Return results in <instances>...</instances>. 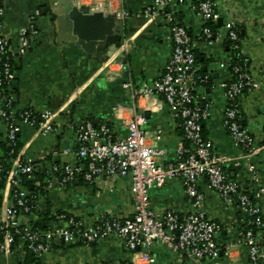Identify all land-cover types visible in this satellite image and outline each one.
I'll return each mask as SVG.
<instances>
[{"label":"crops","instance_id":"1","mask_svg":"<svg viewBox=\"0 0 264 264\" xmlns=\"http://www.w3.org/2000/svg\"><path fill=\"white\" fill-rule=\"evenodd\" d=\"M152 0H78L91 6V10H102L119 17L120 33L108 37L106 43L97 44L94 52H88L70 40H59L50 15L51 0H0L3 9L4 32L16 45L17 30L28 23L35 10L38 32L31 39L26 54L13 60L15 71L11 84V97L16 110L31 109L34 112L46 109L55 112L52 123L55 130L41 135L35 128L23 126L19 137L22 142L21 157H31L36 171H43L52 162H72L71 153L76 146L74 125L85 119L106 123L115 138H124L127 131L122 117L129 118V107L133 100L122 83L129 82L135 88L143 83L150 85L158 78L170 55L172 42L167 26L161 18L148 19L139 15ZM199 0H170V9L190 35L200 30L201 21L195 6ZM217 19L214 24L222 35L229 27L241 34V50L248 59L249 73L255 86L240 98V123L250 133L256 146L264 143V0H214ZM43 11H45L43 13ZM198 72L207 77L206 83L196 85L193 91L199 104L208 109L202 120V133L212 141V151L224 156V168L230 178L242 189L253 190L251 174L247 169L249 160L256 166L260 184L264 187V152H257L248 160L242 149L234 143L223 124L224 89L219 84L229 78L227 62L229 47L223 37L209 44L198 41L195 49ZM224 64L225 66H222ZM139 110L146 114L143 127L147 132L156 127L162 129L159 147L164 149L161 162L167 163L176 156L179 144L185 145L180 120L174 118L165 103L155 97L139 98ZM136 101V102H137ZM122 106L121 112L117 108ZM0 143L4 140L1 120ZM117 112L120 114L117 115ZM70 149L69 152H65ZM239 161L238 166L233 162ZM14 161L11 159V165ZM203 211L210 220L219 223L216 241L222 248L230 247L231 264H248L246 252L235 241L242 215L234 207L224 203L203 180ZM150 205L154 210H174L182 215L189 210L180 180L170 179L158 189L149 191ZM264 221V195L260 198ZM10 202V187L0 183V212ZM34 209L22 215L23 222H36L48 212L50 224L55 214L66 212L92 222L100 215L130 216L132 200L128 177L114 182L102 181L90 186L74 184L69 187L53 186L36 192ZM264 251V225L259 231ZM19 243L12 245L6 254L0 253V264H28L24 252L18 250ZM154 257L151 264H192L177 254L167 251L159 243L149 248ZM134 256L123 247L118 236L104 241L83 244L52 240L49 254L40 264H133ZM222 255L220 261L226 260ZM264 264V256L262 258Z\"/></svg>","mask_w":264,"mask_h":264},{"label":"built area","instance_id":"2","mask_svg":"<svg viewBox=\"0 0 264 264\" xmlns=\"http://www.w3.org/2000/svg\"><path fill=\"white\" fill-rule=\"evenodd\" d=\"M195 9L201 21L195 36L190 35L177 20L170 9V0H152L142 9L139 15L164 21L172 47L161 75L150 85L143 83L135 88L129 82L122 83L134 101L129 107V118L122 117L127 131L125 137L115 138L104 122L96 124L91 119H85L74 125L76 146L71 150L74 161L52 162L45 169L47 189L53 186L64 188L69 182L80 179L87 185L95 186L103 180L111 183L120 177H128L131 215H100L89 222L81 216L60 212L54 215L50 224L45 223L44 230H40L20 219L33 211L31 195L24 183L31 177L34 161L31 157L23 159L20 149L16 151L17 139L23 126L33 127L41 135L53 132L55 112L49 109L39 112L29 108L16 110L10 88L15 77L13 60L16 56L25 55L29 49L32 37L38 32L36 19L40 11L35 10L29 16L27 25L18 28L14 45L4 32L3 9L0 6L1 120L10 146L9 153L15 154L9 169L3 172L0 164V173H3L13 193L10 202L0 212L1 254H6L18 241L20 252H24L25 246L40 261L49 254L53 239L69 244H87L118 236L124 249L135 255L133 264L153 263L154 257L149 248L155 243L192 264H231L230 247L222 248L216 241L221 228L219 223L210 220L203 211L204 193L200 185L204 180L224 203L234 205L242 215L235 245L243 247L248 264H263L264 251L259 231L264 221L259 200L264 195V187L260 184L256 166L249 160L247 169L255 188L249 191L242 189L224 168L227 158L214 154L212 141L202 133V120L208 116V109L199 104V97L192 89L208 79L198 72L197 42L211 44L223 37L230 43V59L226 63L229 78L219 84L224 89L223 124L234 143L242 149V157L247 160L257 152H264V143L256 146L250 133L240 123V98L255 83L249 73L248 59L241 50L237 29L229 27L222 35L217 30L212 31L209 25L217 19L214 0H199ZM119 17L123 18V13ZM144 97L160 99L172 116L180 120L185 145L179 144L175 158L167 163L160 160L164 154V149L158 146L162 129L156 127L147 132L143 128L147 118L145 112L139 110L137 100ZM121 109L122 106L117 111L121 112ZM117 115L120 117L118 112ZM239 164V161L233 162L234 166ZM170 179L180 180L189 201V210L184 215L170 209L157 211L150 205L149 191L162 187ZM222 255L227 257L225 262L220 261Z\"/></svg>","mask_w":264,"mask_h":264},{"label":"water","instance_id":"3","mask_svg":"<svg viewBox=\"0 0 264 264\" xmlns=\"http://www.w3.org/2000/svg\"><path fill=\"white\" fill-rule=\"evenodd\" d=\"M49 9L58 39L72 40L88 52H94L97 44L106 43L121 30L115 14L91 10L90 5L78 0H51ZM12 85L16 86V81Z\"/></svg>","mask_w":264,"mask_h":264},{"label":"trees","instance_id":"4","mask_svg":"<svg viewBox=\"0 0 264 264\" xmlns=\"http://www.w3.org/2000/svg\"><path fill=\"white\" fill-rule=\"evenodd\" d=\"M212 31L216 30V27L214 24L210 23L209 24ZM238 31V30H237ZM238 36L241 39V34L238 31ZM228 47L230 48V43L227 41ZM12 88V87H10ZM12 90V89H11ZM94 123L98 124L99 122H95L93 119H91ZM22 146V142L20 140V137L18 136L17 139V148L16 151L19 150ZM10 146L7 142V139L4 135V140L3 142L0 143V164H2L3 166V172L6 171L7 169L10 168L11 166V159H13L15 157V154H10ZM230 176V175H229ZM3 173H0V181L3 182ZM46 174H45V170L43 171H36V169L34 168L31 177L25 180V186L27 188V190L29 191L30 195H31V200H32V205H33V209H34V197L36 192H42L45 189V185H46ZM86 184L83 180H78V181H74V182H69L67 184L66 187H69L71 185L74 184ZM87 185V184H86ZM12 191H10V199L12 198ZM54 218V217H52ZM48 220V212L44 213L43 215H41V217L39 218L38 221L36 222H30L31 225L33 226V228H37L40 230H44L46 228V221ZM17 242L15 244H13L14 246L17 245ZM24 248V254H23V258L25 259V262L28 264H40V261L34 257L33 253L30 252L25 246H23Z\"/></svg>","mask_w":264,"mask_h":264}]
</instances>
